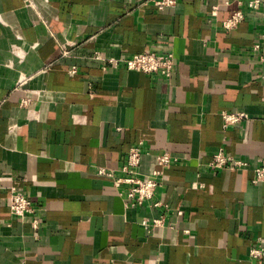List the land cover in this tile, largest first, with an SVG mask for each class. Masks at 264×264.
<instances>
[{
	"label": "crops",
	"instance_id": "1",
	"mask_svg": "<svg viewBox=\"0 0 264 264\" xmlns=\"http://www.w3.org/2000/svg\"><path fill=\"white\" fill-rule=\"evenodd\" d=\"M239 1L0 0V264H264L250 256L264 247V6ZM147 49L175 53L170 77L124 66ZM238 110L249 117L225 128L222 111ZM136 145L145 171L178 158L159 206L97 174ZM220 148L250 165L212 168ZM13 187L37 228L11 212Z\"/></svg>",
	"mask_w": 264,
	"mask_h": 264
},
{
	"label": "built area",
	"instance_id": "2",
	"mask_svg": "<svg viewBox=\"0 0 264 264\" xmlns=\"http://www.w3.org/2000/svg\"><path fill=\"white\" fill-rule=\"evenodd\" d=\"M159 10H165L175 7L179 0H154ZM238 2L242 3V1ZM246 6L252 9H259L264 6V0H248ZM218 6L213 7V14L217 13ZM245 19V12L238 8L228 18L222 21V25L226 30L234 29L241 21ZM261 45L256 43L254 49L259 51ZM67 53V51H65ZM96 58H101L99 52L95 54ZM262 59L264 57H261ZM109 59V58H108ZM114 63H120L114 59H109ZM124 66L129 70L142 71L150 74H159L170 77L176 65V55L173 51H164L159 53L152 49L142 52H136L122 60ZM76 71V68H73ZM264 79V74H263ZM28 99L23 103H27ZM223 126L228 128L230 125L244 121L249 117L246 110L238 111H222ZM149 154L146 153L139 145L133 146L126 157L124 165L119 171L116 169L99 166L97 174L111 179L116 187L123 190L129 203L133 206H143L146 201H152L153 206H159L160 201H154L158 188L164 181V173L166 168L178 158L168 151H164L154 155L153 166L148 171L143 169L144 158ZM250 165L246 159L235 157L228 154L223 148L218 149L209 163L214 169L230 168L240 169ZM254 183L264 180V165H255ZM9 207L11 212L18 217L33 215V224L37 228L39 226V218L37 216V206L34 201L18 191L15 187L11 189L9 196ZM141 224L148 230L152 231L154 227L164 224V215L161 213L153 217H145ZM250 256L253 258H261L264 256V247H252Z\"/></svg>",
	"mask_w": 264,
	"mask_h": 264
}]
</instances>
